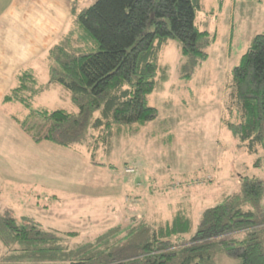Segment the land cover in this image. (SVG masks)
Wrapping results in <instances>:
<instances>
[{"label":"rangeland","instance_id":"rangeland-1","mask_svg":"<svg viewBox=\"0 0 264 264\" xmlns=\"http://www.w3.org/2000/svg\"><path fill=\"white\" fill-rule=\"evenodd\" d=\"M95 1L76 0V5L84 9ZM220 1L202 0L197 11V24L216 40L195 69L186 67L178 39L163 44L157 85L149 96L159 117L138 132L123 126L108 144L95 148L93 139L70 147L39 142L10 119L18 105L0 100V217L77 232L63 240L74 247L112 231L125 234L133 217L159 225L187 207L193 220L188 241L204 209L228 196L242 197L247 177L264 181V149L249 153L223 122L232 69L264 32V0H238L234 12V0ZM73 25L71 16L68 30ZM50 67L45 57L37 70L45 88L33 107L77 113L72 93L50 83ZM26 114L23 110L19 117ZM28 123L39 135V125ZM9 254L0 242V264ZM240 263L218 252L209 264Z\"/></svg>","mask_w":264,"mask_h":264},{"label":"trees","instance_id":"trees-1","mask_svg":"<svg viewBox=\"0 0 264 264\" xmlns=\"http://www.w3.org/2000/svg\"><path fill=\"white\" fill-rule=\"evenodd\" d=\"M201 2L96 0L84 9L74 2V25L49 49L46 60L50 83L69 90L79 111L34 108L33 99L45 85L29 70L17 74V83L2 100L27 111L25 119L20 112L14 119L37 141L70 147L93 139L95 148L108 144L123 126L138 132L159 117L149 96L157 85L163 44L178 39L190 70L208 58L206 48L216 35L196 22ZM229 89L223 122L246 151L257 153L264 149V32L232 69ZM96 112L100 115L95 117ZM27 121L39 125V135ZM243 189L242 197L228 196L204 209L188 241L193 220L183 207L162 224L133 217L125 234L112 231L74 247L63 240L77 232L0 217V242L10 251L6 264H209L218 252L240 264H264V181L247 177Z\"/></svg>","mask_w":264,"mask_h":264},{"label":"crops","instance_id":"crops-1","mask_svg":"<svg viewBox=\"0 0 264 264\" xmlns=\"http://www.w3.org/2000/svg\"><path fill=\"white\" fill-rule=\"evenodd\" d=\"M73 4L70 0H0V100L15 86L20 72L29 70L37 76L49 49L70 30ZM23 110L18 105L17 112L9 115L18 126L14 116Z\"/></svg>","mask_w":264,"mask_h":264}]
</instances>
